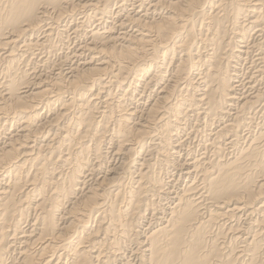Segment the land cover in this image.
Instances as JSON below:
<instances>
[{
    "label": "bare ground",
    "instance_id": "obj_1",
    "mask_svg": "<svg viewBox=\"0 0 264 264\" xmlns=\"http://www.w3.org/2000/svg\"><path fill=\"white\" fill-rule=\"evenodd\" d=\"M68 32L85 41L51 63L53 35ZM251 51L247 83L262 88L240 98ZM152 87L143 108L126 106ZM190 116L218 124L211 155L180 163ZM106 157L120 162L94 178ZM154 164L189 181L175 191ZM125 253L123 264H264V0H0V264Z\"/></svg>",
    "mask_w": 264,
    "mask_h": 264
},
{
    "label": "rangeland",
    "instance_id": "obj_2",
    "mask_svg": "<svg viewBox=\"0 0 264 264\" xmlns=\"http://www.w3.org/2000/svg\"><path fill=\"white\" fill-rule=\"evenodd\" d=\"M127 8V7H126ZM125 8V13L124 12H122L121 13V15H120V17H119V19H123V15H125L127 12H129V10H130V8H129V6H128V9H126ZM85 13H86V15L88 14V13H90L89 11L88 12H78V15L75 17V19H80L81 17H83L84 15H85ZM80 14L82 15L81 17H80ZM79 16V17H78ZM119 24V23H118ZM255 30V29H254ZM254 30H252L251 32H253V33H249V34H252V35H249L250 36V38L248 37L247 38V41H248V43L250 44V43H252V42H250V41H253V39H255L256 38V34L254 33L255 31ZM67 33H65V35H66ZM70 36V39L68 40V39H66V38H68L67 36ZM253 36H255V38L253 37ZM53 37H54V39H55V41L57 42H55V41H53L54 39H53ZM53 37L51 38L52 40L51 41H53V42H51L52 44L54 43L55 45H57V54H56V49H55V51H53V53H51L50 55L51 56H49V59H50V62L51 63H53V64H57V63H59V62H61L62 60H63V57H64V55L65 54H72V52H73V50H76L79 46H81L82 44H83V42L85 41V39H83L82 40V38L83 37H76V38H71V35H70V32H68V34L66 35V36H64L63 35V38L65 39H63V38H58V36H57V34L55 33L54 35H53ZM80 38V39H79ZM253 38V39H252ZM60 39V40H59ZM72 39V40H71ZM75 39V40H74ZM77 39H79V41L77 40ZM250 39V40H249ZM63 40V41H62ZM72 42H71V41ZM77 40V41H76ZM61 41V42H60ZM59 42V43H58ZM65 42H67V43H65ZM70 42V43H69ZM63 43V44H62ZM73 43V44H72ZM77 43V44H76ZM53 44V45H54ZM69 44V45H68ZM76 44V45H75ZM60 45V46H59ZM79 45V46H78ZM72 46V47H71ZM250 46H251V44H250ZM63 49H62V48ZM69 47L70 49H67V48ZM74 47V48H73ZM67 50H65V49ZM62 49V50H61ZM65 50V51H64ZM69 50V51H68ZM60 51V52H59ZM62 51V52H61ZM64 51V52H63ZM245 51V50H244ZM59 52V53H58ZM69 52V53H68ZM55 53V54H54ZM61 53V54H60ZM251 53V54H250ZM54 54V55H53ZM58 54H59V56H58ZM250 54V55H249ZM254 53H252V51L251 52H249L248 54L246 53V55H244L243 56V58H244V63L242 62V64L240 65L241 67H239V69H240V71L238 72L239 74H240V76L239 77H243V78H239L238 77V80L239 81H241L240 83H243L242 85L243 86H241L240 87V89H239V91H238V93L240 94L239 96H240V98H242V95L241 94H243V96H245V95H249V94H251L252 92L254 93L255 92V90H258L259 88L261 89L262 88V86H256L255 87V85H254V88L253 89H249L250 88V85H248V81H250V79H249V75L250 74H252V72L254 71H250V70H248V68H250V67H248V66H251V67H255V65L254 64H256V67L257 66H260V64L258 63V62H256V59H255V57H254V55H253ZM58 57H57V56ZM62 55V56H61ZM86 55V54H85ZM85 55H84V57H83V59L84 58H87V55H86V57H85ZM44 57H45V54L43 55ZM52 56H54V58L52 57ZM246 56V57H245ZM248 56V57H247ZM251 56V57H250ZM53 59H52V58ZM254 57V58H253ZM59 58H62V60L60 59V61H59ZM248 58V59H247ZM251 58V59H250ZM51 59H52V61H51ZM253 59V60H252ZM55 60H57V61H55ZM246 60V61H245ZM245 62H247V63H249V62H251V64L249 63V64H246ZM254 64H253V63ZM258 63V64H257ZM243 66H245V67H243ZM243 67V68H242ZM248 67V68H247ZM244 69V70H243ZM168 70V72H167V75L170 73V67L167 69ZM243 70V71H242ZM251 73H250V72ZM249 73V75H248V73ZM166 75V76H167ZM169 76V75H168ZM246 76H248V77H246ZM251 76V75H250ZM249 79V80H248ZM196 80V79H195ZM245 80H246V82H245ZM248 80V81H247ZM195 82H197V81H195ZM245 82V83H244ZM247 83V84H246ZM257 83V82H256ZM248 87H247V86ZM252 86H253V84H251ZM154 89V91H153V89ZM151 88V92L149 93L148 92V90L146 91V89L143 91V92H145L144 94V96H143V94L141 93L142 91H140V93L138 92V93H132L131 94V96H130V100H128L127 102H126V106H128V104H130L128 107H134V106H138V107H140V108H143V104H146V102L148 101V100H150V99H153L154 98V96H155V94H156V91H157V87H152ZM244 88V89H243ZM257 88V89H256ZM243 89V90H242ZM116 90V91H115ZM115 93H114V92ZM117 91H118V93H117ZM249 92V94H248V92ZM112 92H113V95L114 94H116L117 96L116 97H118L120 94V92H119V90L117 89V88H113V90H112ZM148 92V93H147ZM152 92H153V94H152ZM242 92V93H241ZM119 94V95H118ZM140 94H141V97L139 98V96H140ZM133 95V96H132ZM138 95V96H137ZM151 95H152V97H151ZM115 96V95H114ZM134 98H136V99H139V100H137L136 101V99H134ZM149 98V99H148ZM132 100V101H131ZM135 102V103H134ZM137 102V103H136ZM128 103V104H127ZM138 103H140V106H139V104ZM141 103H142V105H141ZM145 106V105H144ZM233 112V111H232ZM189 113V112H188ZM189 115H193L192 113H189ZM258 115H261V114H258ZM205 119V116H201L200 117V119L199 118H195V121H198L197 123L194 121V118H192L191 116H190V120H188L187 122H183V125H181V127L183 128V130L182 131H180V132H178V141H177V143H178V146L176 147V150H175V156H176V159H178L179 161H180V163H186L189 159H192L193 157L195 158H199V157H201V155L203 156V154H206L207 156H210L211 155V151H209V153L207 154V152H208V149H205V148H203L205 145L203 144V143H205L206 144V138L208 137V135L210 134V132L213 130V129H215L217 126V122L215 121V123L213 122V121H210V119L209 118H206V120L208 119L209 121H210V123H212V124H210L209 123V121L207 122L206 120H204ZM258 118L260 119V117L258 116ZM259 119H257L256 120V122H260V120ZM259 120V121H258ZM194 121V122H193ZM204 121H205V123H204ZM189 122H190V124H189ZM200 122V123H199ZM202 122V123H201ZM187 123V125H185L184 126V124H186ZM192 123H195V124H192ZM207 123H209L210 124V128L208 129V127H209V125L207 124ZM199 124V125H198ZM204 124V125H203ZM206 124V125H205ZM192 125V126H191ZM195 125V126H194ZM208 125V127L206 128V126ZM194 126V127H193ZM202 126V127H201ZM205 128H204V127ZM213 127V128H212ZM185 128V129H184ZM189 128H191V129H189ZM194 128H196V130H195V132H194ZM198 128V129H197ZM202 128V129H201ZM199 129H201L200 131H199ZM203 129H205V131L203 130ZM208 129V130H207ZM198 130V131H197ZM211 130V131H210ZM193 131V132H192ZM197 131V132H196ZM205 132V133H204ZM209 132V133H208ZM192 133V134H191ZM198 133H200V134H202V135H200V134H198ZM204 133V134H203ZM208 135H207V134ZM185 134H187V135H189L188 137H186V135ZM193 135V136H191V135ZM197 134V135H196ZM194 135H196V136H194ZM245 135V134H244ZM191 136V137H190ZM193 137V138H192ZM199 137V138H198ZM203 137H204V139H203ZM194 139V140H192V139ZM195 138H197V139H195ZM201 138V139H200ZM189 140V142H188V140ZM201 140V141H200ZM203 140V141H202ZM181 143H180V142ZM198 141H199V143H198ZM193 142V143H192ZM199 144H197V143ZM181 145H180V144ZM188 144V146H187V144ZM201 143V144H200ZM197 146H196V145ZM181 146V147H180ZM185 146H187V150L185 151V149H186V147L184 148ZM198 148H196V147ZM180 147V148H179ZM191 147V148H190ZM192 147H194L193 149H196V150H194L193 152H194V154L192 153ZM203 149H202V148ZM182 149H184L183 151H182ZM200 149V150H199ZM201 149H202V151H201ZM205 149V150H204ZM207 150V151H206ZM188 151H189V153H188ZM201 151V152H200ZM204 151H205V153H204ZM178 152V153H177ZM198 152V153H197ZM203 152V153H202ZM188 153V154H187ZM196 153V154H195ZM178 154V155H177ZM184 154H186V155H184ZM193 155V157L192 158H190L191 156ZM195 155H197V156H195ZM200 155V156H199ZM205 155V156H206ZM179 156L181 157V158H179ZM189 156V157H188ZM183 157V158H182ZM107 158V160H103V163L101 162V163H99V165H100V167L98 166V168L97 169H99V171L97 170V173L94 175V178H99V172L100 171H105L104 169H105V167L107 168V167H109L110 165H117L119 162H120V160H118V158L117 157H115V158H111V157H106ZM147 158V157H146ZM154 159H155V157H153ZM193 158V159H194ZM117 159V163L115 162V160ZM154 159H152L153 161H154ZM182 159V160H181ZM108 163H107V162ZM182 161V162H181ZM105 162H106V164H105ZM110 162H111V164H110ZM113 162V163H112ZM105 164V165H104ZM103 167H102V166ZM155 166H157V167H155L154 166V171H155V169H156V173H158V175H159V177L161 178H163L164 180H165V182H167L168 183V185H170L171 186V188H172V186H173V190H175V191H178V189L179 190H181L184 186L183 185H185L189 180H187L188 178H186L185 176H183V175H181L180 174V172H179V170H176V169H171V171H170V169L168 170V168H165V167H163V168H165L164 170L162 169V166L160 165V164H154ZM103 168V169H102ZM101 169V170H100ZM159 170V171H158ZM166 172V175H165V172ZM170 171V172H169ZM176 171V172H175ZM161 172V174H159ZM163 172V173H162ZM168 173V174H167ZM177 175H176V174ZM173 174V175H172ZM179 174H180V176H179ZM169 175H170V177H169ZM172 175V176H171ZM176 178H175V177ZM179 176V177H178ZM172 177V178H171ZM169 178V179H168ZM174 178H175V180H174ZM184 180H183V179ZM170 179H172V180H170ZM176 179H177V181H176ZM126 180V179H125ZM168 180H170V181H168ZM175 183H174V182ZM187 181V182H186ZM93 182V181H92ZM91 182V183H92ZM181 182V183H180ZM180 183V184H179ZM174 187H175V189H174ZM176 187H178V188H176ZM182 187V188H181ZM172 190V191H173ZM166 201H164V200H162V203H165ZM150 215H147L146 217L148 218V221H147V218H146V222H144V224H146V225H144L143 224V226H145V227H147V225H148V222L149 223H152L153 222V217L152 216H150ZM145 220V219H144ZM151 220V221H150ZM241 220H243L244 221V223H246V220H245V218L244 217H242L241 218ZM242 221V222H243ZM244 223L242 224V225H244ZM142 226V228H145V227H143ZM127 256H129L130 257V253H125V257H120V259H119V257L116 259L117 261L116 262H118V264H123L125 261L124 260H126V259H128V260H130L131 258H127ZM122 258H125V259H122ZM123 261V262H122Z\"/></svg>",
    "mask_w": 264,
    "mask_h": 264
}]
</instances>
